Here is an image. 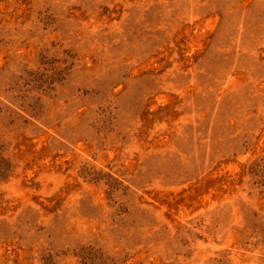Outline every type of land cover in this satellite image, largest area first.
Segmentation results:
<instances>
[{
  "label": "rangeland",
  "instance_id": "rangeland-1",
  "mask_svg": "<svg viewBox=\"0 0 264 264\" xmlns=\"http://www.w3.org/2000/svg\"><path fill=\"white\" fill-rule=\"evenodd\" d=\"M0 264H264V0H0Z\"/></svg>",
  "mask_w": 264,
  "mask_h": 264
}]
</instances>
